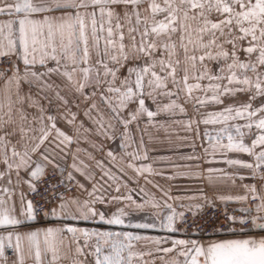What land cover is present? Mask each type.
Here are the masks:
<instances>
[{
  "label": "snow or ice",
  "instance_id": "6c2138e0",
  "mask_svg": "<svg viewBox=\"0 0 264 264\" xmlns=\"http://www.w3.org/2000/svg\"><path fill=\"white\" fill-rule=\"evenodd\" d=\"M3 16L0 264H264V0H0ZM209 106L218 110L202 111ZM144 117L145 127L167 130L171 121L187 131L195 126L197 136L201 123L219 125L215 135L203 133L205 157L219 153L248 175L209 167L207 179L221 173L233 184L259 181L242 183L243 195L216 197L253 205L225 210L217 226L196 223L204 204H180L177 211L168 201L185 198L169 191L162 190L163 202L112 195L128 187V169L154 174L150 164L135 163L148 156L143 136L137 144L130 126L140 130ZM118 138L121 154L104 152L105 142ZM69 155L65 176L60 161ZM48 167L63 177L50 183L48 206L41 210L23 191L18 206L16 189L23 183L37 192ZM188 174L200 175L177 173ZM62 184L81 195L56 192Z\"/></svg>",
  "mask_w": 264,
  "mask_h": 264
},
{
  "label": "rangeland",
  "instance_id": "374dc122",
  "mask_svg": "<svg viewBox=\"0 0 264 264\" xmlns=\"http://www.w3.org/2000/svg\"><path fill=\"white\" fill-rule=\"evenodd\" d=\"M241 101H244L247 99L245 96L240 97ZM188 117H192L194 113L192 112L191 106H188ZM154 110V109H153ZM218 110L217 108H214L213 106H209L207 109H204L202 111H213ZM198 119L200 117H197ZM158 120H164L165 117H158ZM174 119H187L186 117H180L177 116ZM239 123H243V121H237ZM147 118L144 117L139 121V128L137 129L136 124H133L130 126V131L132 133V138L134 141L139 142L141 136H143L144 141V149L147 152L148 159L147 160H140L135 161L137 166L140 165H148L150 164L154 170V174H144V175H138L133 170L128 169V176L124 177L125 180H128V177H132V180L128 181V187L121 188L120 193H115L114 191L111 192L112 195H127L131 194L134 199L140 201L143 199H148L151 196H155L158 201L163 202L164 199H167L163 195V191H169L170 195L173 197H177L178 195L181 196H193L194 192H198V190H202L204 192L210 191L211 188H214L217 186L218 191L221 187H225V185L233 186V191H235L236 195H243L244 189L240 187V185L243 184H251L256 183L257 187H259L260 182L259 181H253L251 179H245L244 181H240L239 179H236L235 184L232 183V181H221L223 178L221 173H214L213 174V180L210 182L208 177L207 168L209 167H215V168H222L227 172L235 173L239 172L243 175H248V170L245 169H236L228 167L226 164L222 162V157L219 153L216 154L215 157L208 155L205 157V154L203 152V148L208 146L207 138L204 137L203 133L205 130L211 132L213 135L216 134V132L219 130V125H199V132L200 135L197 136L195 132V126H193V131H187L183 125L181 124H174L169 121L170 127L167 130H157L156 128H153L152 126H147ZM120 131H123V128L120 129ZM256 130L253 129V132ZM102 139V138H101ZM246 142L250 143L251 137H246ZM113 142H116L115 149L111 148V144ZM226 142V139H225ZM107 149L104 150V152H107L108 150H113L117 154H121V149L119 148L120 140L119 138L115 141H106ZM195 145L193 148L192 145ZM109 147V148H108ZM129 151H132V148L128 149ZM104 153H95L96 158L99 157V155H102ZM195 154L196 156L201 157L199 161H189L186 159H182L184 156ZM234 155V154H233ZM247 155H243L241 158L245 159ZM252 158L250 157V160ZM128 158H125V163H127ZM211 161V163H209ZM199 164V167H196V165ZM115 171V169H113ZM199 172L200 175L197 177L192 174L188 175H177V173H194ZM159 173V174H156ZM65 174L67 175V170L65 171ZM98 174V173H97ZM145 176H147L148 179L152 180V184H147L145 181ZM170 177H175L174 179ZM218 179V180H217ZM135 181V182H134ZM153 185H158L159 187H153ZM143 187L146 192H148L149 196L145 197L143 193L139 191V189ZM78 192V190H77ZM209 198V194L207 196ZM212 202H214L212 199L209 198ZM172 203V200H170ZM220 203V202H218ZM202 204H208L204 199L202 200ZM222 204V203H220ZM234 205L236 207H242L246 204H229ZM115 207V206H113ZM175 207V206H173ZM112 210V209H111ZM177 211H181V209L177 208ZM133 219H137L134 217ZM42 224V223H41ZM112 228V226L110 227ZM121 230V229H120ZM149 235L154 236H166L169 235L166 232H159V231H151L147 233ZM177 238H181L180 236L175 234ZM145 259H150L149 257ZM157 264H160L159 261H157Z\"/></svg>",
  "mask_w": 264,
  "mask_h": 264
},
{
  "label": "built area",
  "instance_id": "2783aa9c",
  "mask_svg": "<svg viewBox=\"0 0 264 264\" xmlns=\"http://www.w3.org/2000/svg\"><path fill=\"white\" fill-rule=\"evenodd\" d=\"M64 175L66 176L65 173ZM62 178L63 177H61L58 172L54 173L52 169L46 170V176L43 179V181L35 182L38 191L35 193L30 192L28 195V199L33 200L35 203H37L41 207V210H43L45 207L48 206L45 204L44 198L51 195L50 183H58ZM65 184H74V182L65 181ZM55 191L58 193L63 192L65 195L77 194V189L75 187H72L71 191H66L64 184L57 187ZM252 205H253V202L249 200L248 204L242 207H248ZM239 208L241 207L224 205V204H220L217 202H212V205L205 204L203 213L201 214L202 218H198L196 223L203 224L204 222H208L210 224L213 220H215L218 222L217 226H219L220 223L224 222L225 210H227L228 213H233L235 210H238ZM236 214L239 215L240 213L236 212ZM41 223L42 224L47 223V218L45 220H42ZM194 228H195V225H193V229ZM189 234L192 235V238H196V236L194 235L191 229H190ZM177 235L180 236L181 238H186L188 234L177 233ZM7 254L10 257L12 256L11 251H9Z\"/></svg>",
  "mask_w": 264,
  "mask_h": 264
},
{
  "label": "crops",
  "instance_id": "0c3cea01",
  "mask_svg": "<svg viewBox=\"0 0 264 264\" xmlns=\"http://www.w3.org/2000/svg\"><path fill=\"white\" fill-rule=\"evenodd\" d=\"M7 18L8 17H6V16L0 17V19H7ZM105 146H106V143L104 144V150L107 149V147H105ZM72 147L74 149L75 145H73ZM83 147H88V146L87 145H83ZM111 148L112 149L117 148L116 147V142H113L111 144ZM117 150H118V148H117ZM103 155L104 154L99 155V157L97 159H100ZM117 155H120V153L117 154ZM229 155H233V154H229ZM81 158L85 160V163H88L90 165L94 163L93 161L87 160L86 157H84L83 155L81 156ZM245 160H250V157L247 156L245 158ZM71 163H72L71 155H69L68 157H66L65 160L60 161L61 167L65 168L67 171H72V169L70 167ZM48 169H52V168L51 167H48L46 170H48ZM94 171H96L99 174V169H94ZM74 175H76L77 176V179H79L82 183H86V181H84L83 177H80L79 174L74 173ZM22 176H24V178L27 179V175L26 174L22 173ZM221 181H223V183H224L225 181H229V180L222 179ZM87 186L89 188L91 187L90 185H87ZM21 191H23L25 193V196L28 199V195H29L30 192L28 190L27 184H23L22 183L21 184V187L18 188V189H16V193H17L16 199H17V205L18 206H19L18 194ZM110 192H112V191L110 190ZM207 194H209V198L212 199L214 202H217V203L220 202V203H222L224 205L239 204L240 203V202H236V201L221 202L220 200H218L216 198L218 195H232V196H235L236 195L235 194V191H233V186H230L229 187L228 185H225V187H221L219 191H218V188L216 186L214 188H211L210 191L204 192L202 190H198V192H194V195L193 196H187V197H197V199H195V200H188L186 196H181V197H184L185 199H182V200H172V203L170 201H168V202L171 203V204H173V206H175L176 208L181 209V208L178 207L180 204H184V205H187L189 203H192V204H196V203L202 204V200L203 199H201L200 197L207 196ZM75 195H81V193L78 191L77 194H75ZM178 196H180V195H178ZM229 206H234V205H229ZM107 210L108 211H111V209H107ZM181 210H183V209H181ZM105 227H107L109 230H120L116 226H112V228H110L111 226H105ZM145 258H147V257H145ZM29 264H31L30 261H29Z\"/></svg>",
  "mask_w": 264,
  "mask_h": 264
}]
</instances>
